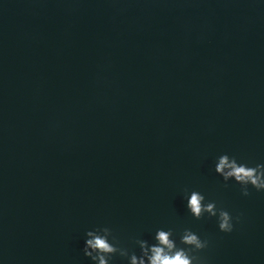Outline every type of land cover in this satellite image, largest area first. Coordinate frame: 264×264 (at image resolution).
Returning a JSON list of instances; mask_svg holds the SVG:
<instances>
[{
    "label": "water",
    "instance_id": "water-1",
    "mask_svg": "<svg viewBox=\"0 0 264 264\" xmlns=\"http://www.w3.org/2000/svg\"><path fill=\"white\" fill-rule=\"evenodd\" d=\"M225 153L264 163V0H0V264H96L98 226L137 254L191 228L208 264H264V190L226 187Z\"/></svg>",
    "mask_w": 264,
    "mask_h": 264
},
{
    "label": "clouds",
    "instance_id": "clouds-1",
    "mask_svg": "<svg viewBox=\"0 0 264 264\" xmlns=\"http://www.w3.org/2000/svg\"><path fill=\"white\" fill-rule=\"evenodd\" d=\"M215 171L223 177L226 187L231 179L238 182L244 195H250L249 184L257 190H264V163L249 166L248 163L240 162L235 156L225 153L217 157ZM186 200L187 208L196 219L207 213L217 217L221 231H233L231 213L223 207L218 208L215 201L205 203L206 197L200 191L192 190L189 197L186 190ZM236 219L239 220V216ZM175 234L174 228H159L153 237L156 243L152 244L146 239L133 237V242L140 248V254H137L121 242L111 227L98 226L86 232L83 252L96 264H111L117 255L127 258L129 264H208L207 258L201 255L209 247L208 239H202L191 228H185L179 234L177 243Z\"/></svg>",
    "mask_w": 264,
    "mask_h": 264
}]
</instances>
